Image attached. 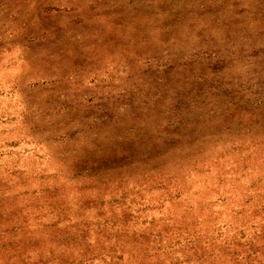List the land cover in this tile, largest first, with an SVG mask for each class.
<instances>
[{"label":"rangeland","instance_id":"obj_1","mask_svg":"<svg viewBox=\"0 0 264 264\" xmlns=\"http://www.w3.org/2000/svg\"><path fill=\"white\" fill-rule=\"evenodd\" d=\"M0 264H264V0H0Z\"/></svg>","mask_w":264,"mask_h":264}]
</instances>
